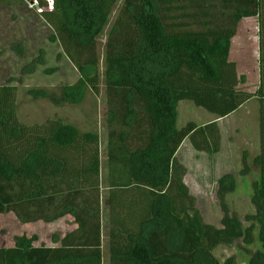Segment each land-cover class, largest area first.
<instances>
[{"label": "trees", "instance_id": "16d2710c", "mask_svg": "<svg viewBox=\"0 0 264 264\" xmlns=\"http://www.w3.org/2000/svg\"><path fill=\"white\" fill-rule=\"evenodd\" d=\"M32 0H0V7H21ZM42 18L75 66V84L60 91L28 89L34 99L54 104L80 101L87 90L98 94L101 77L108 95L110 131L107 161L101 137L61 118L25 124L17 112L16 85H0V215L14 213L23 223H52L70 216L76 227L56 245H36V236L15 238L0 247V264H104V222L100 186L107 170L109 264H234L214 253L220 245L241 240L260 248L248 264H264V0H38ZM103 60L98 38L116 7ZM258 19L260 80L253 92L240 88L245 79L231 61L232 39L244 18ZM25 55L22 40L11 44ZM43 50L22 71L43 63ZM103 61V64H102ZM59 66L44 69L53 74ZM256 97L259 103V151L252 164L255 213L245 221L232 214L225 197L236 188L232 173L218 179L223 211L221 227L204 222L196 198L184 182L178 160L184 143L209 156L221 150L218 119ZM191 101L215 116L210 122L188 121L178 127L176 111ZM120 126V129L113 127ZM241 174L251 171L242 155Z\"/></svg>", "mask_w": 264, "mask_h": 264}, {"label": "rangeland", "instance_id": "374dc122", "mask_svg": "<svg viewBox=\"0 0 264 264\" xmlns=\"http://www.w3.org/2000/svg\"><path fill=\"white\" fill-rule=\"evenodd\" d=\"M50 2V0H48ZM121 2L111 15L110 22L105 26L102 35L98 38L100 53L103 60V49L108 32L117 16ZM38 11L30 9L27 4L21 7H0V85L11 78V83L18 88L17 112L21 122L25 124L41 123L47 119L61 118L70 122L82 130L96 131L101 137V158L103 165L107 161V136L110 131L108 124L109 105L108 95L104 83V77L100 80L98 94L87 90L80 101H65L54 104L47 99H34L28 94L29 88L44 87L53 91H60L61 85H73L78 79V73L73 63L65 56L57 59L61 51L58 43L48 39L52 29L38 16ZM258 27L256 19L244 20L240 23L239 33L233 39L231 45L232 58L236 62L245 64L249 68L247 84L249 91L253 92L258 81ZM22 40L25 43V55L19 56L11 49V44ZM42 49L43 63L36 66L30 72L22 71L23 66L31 62ZM103 64V61H102ZM59 66V70L53 74L44 72L45 68ZM245 79V77H244ZM254 86V87H253ZM256 100V101H255ZM247 103L245 107L226 119L219 122L222 129V148L214 156L199 153L184 143L178 160L185 167L184 182L196 198V206L200 210L204 222L221 227L223 211L217 196L218 179L226 173H232L236 180V188L227 194L225 202L232 214L245 221L248 214L255 213V207L251 196L252 183L258 178L259 170L252 164V159L259 151L257 123L259 103L257 99ZM177 125L181 127L188 121L204 124L215 119L202 107H197L191 101L179 103L176 111ZM113 127L120 129L118 124ZM249 154L251 171L241 174L243 169L242 155ZM105 166V165H104ZM102 167L100 195L102 204V220L105 226L103 231V250L105 254L104 264H109L108 256V221L109 211L106 205L108 197L107 170ZM245 224H249L245 221ZM76 224L71 217L57 220L52 223L36 221L23 223L12 212L0 215V247H10L15 244V238L25 235L36 236V245H56L54 235H64L74 229ZM256 240L252 245H246L241 240L232 245H220L215 255L221 260L232 257L234 264H248L250 252L259 249L257 232Z\"/></svg>", "mask_w": 264, "mask_h": 264}, {"label": "crops", "instance_id": "0c3cea01", "mask_svg": "<svg viewBox=\"0 0 264 264\" xmlns=\"http://www.w3.org/2000/svg\"><path fill=\"white\" fill-rule=\"evenodd\" d=\"M249 19H256V21H257V27H258V19H257V17H249V18H244V19H242L240 22H239V24H238V27H237V32H236V35L233 37V39L237 36V34L239 33V27H240V23L242 22V21H244V20H249ZM233 39H232V41H233ZM257 43H258V38H257ZM258 50H259V48H258ZM257 57H258V60H257V62H258V65H257V76H258V81H257V84H256V88L258 87V85H259V80H260V66H259V55H257ZM230 58H231V52H230ZM232 60L235 62V60L236 59H233L232 58ZM244 65L245 64H242V63H240V62H236V67H237V72H238V75L240 76V77H245V81L244 82H241L240 83V88H242L243 90H245V91H249L247 88H249V86H248V84H247V75H249V71H250V69L249 68H245L244 67ZM254 87V86H253ZM256 99V97H253V98H251L250 100H248L247 102H245L237 111H239L240 109H242L243 107H245L246 105H247V103H249V102H251V101H254ZM256 101V100H255ZM258 101V100H257ZM237 111H235L234 113H232L231 115H229V116H227V117H224V118H219L218 119V122H220L221 120H223V119H226V118H228V117H230V116H232V115H234V114H237ZM258 112V111H257ZM257 131H258V123H257ZM221 133H222V129H221ZM222 142H223V139H222ZM221 148H222V143H221ZM68 217H70V216H68ZM68 217H63V218H61V219H58V220H62V219H64V218H68ZM63 236V235H62Z\"/></svg>", "mask_w": 264, "mask_h": 264}, {"label": "built area", "instance_id": "2783aa9c", "mask_svg": "<svg viewBox=\"0 0 264 264\" xmlns=\"http://www.w3.org/2000/svg\"><path fill=\"white\" fill-rule=\"evenodd\" d=\"M27 6L30 9H34V10H36L38 12H42L43 11V8L40 7L38 0L27 1Z\"/></svg>", "mask_w": 264, "mask_h": 264}]
</instances>
